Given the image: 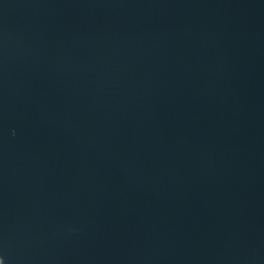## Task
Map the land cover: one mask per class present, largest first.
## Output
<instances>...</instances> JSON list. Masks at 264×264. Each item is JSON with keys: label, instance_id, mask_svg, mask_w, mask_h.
<instances>
[{"label": "water", "instance_id": "obj_1", "mask_svg": "<svg viewBox=\"0 0 264 264\" xmlns=\"http://www.w3.org/2000/svg\"><path fill=\"white\" fill-rule=\"evenodd\" d=\"M0 264H264V0H0Z\"/></svg>", "mask_w": 264, "mask_h": 264}]
</instances>
